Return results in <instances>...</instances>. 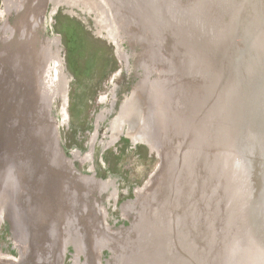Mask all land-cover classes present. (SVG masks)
Here are the masks:
<instances>
[{
    "label": "bare ground",
    "instance_id": "6f19581e",
    "mask_svg": "<svg viewBox=\"0 0 264 264\" xmlns=\"http://www.w3.org/2000/svg\"><path fill=\"white\" fill-rule=\"evenodd\" d=\"M114 1L122 15L138 25L135 31L148 35L145 36L147 49L151 45L149 39H153L161 47V53L157 67L142 69L130 97L120 100L117 119L110 124V137L123 132L133 142L141 140L153 150H158L161 142L165 147V153L161 149V176L158 177L159 167L157 175L154 173L136 192L133 207L128 206L132 211L126 214L134 215L131 227L121 235V258H117V264H232L231 259L264 264V220L260 215L264 211V171L258 167L259 163L264 164L261 0H248L252 3L249 8L245 4L238 8L229 0H186L183 6L182 0H172L173 4L170 0ZM23 2L5 0L10 13L3 18L5 23L0 28L6 33L0 34V178L7 197L1 202L0 211L9 215L17 237L24 227L26 235L32 232L38 240L36 237L44 231L47 219L53 229L66 227L67 239L88 255L95 240L91 238L90 228L85 229L87 222L79 217L85 209H77L71 215L63 210L59 215L56 211L57 223L56 218L49 219L42 209L46 191L57 188L59 194L67 192L68 197L76 182L88 184L92 178L80 175L62 157L54 121L48 117L52 101L58 95L64 105L68 82L57 39L47 38L43 43L39 33H31L26 39L23 34L15 35L14 28L8 25L10 15ZM52 3L93 11L97 32L102 34L105 30V37L116 44L119 57L127 59L119 47L122 41L130 45L123 30L126 24L121 27L113 18V4L107 0H52ZM175 3L182 6V14L174 11L180 8ZM106 4L112 14L105 9ZM232 5L231 26L216 33V27L210 23V11H216L217 19L224 25L231 18ZM198 9L206 16L197 17ZM13 20L17 24L16 18ZM195 21L198 25H193ZM126 23L130 24L128 20ZM255 26H259L258 34L254 33ZM258 36L260 39L252 47L250 42ZM162 60L173 71L177 87L174 98L182 100V108L170 105L169 96L162 93L160 79L150 77L155 73L161 75V70L166 68ZM247 62L254 67V72L251 69L247 74L249 79L244 78ZM250 108L260 117L258 126L248 116ZM189 111L201 116L200 121L194 118L198 125L186 117L185 113L191 115ZM246 130L251 133L250 140L261 146L252 150L253 155L248 153L251 147L245 138ZM58 165L64 169L65 191L59 190ZM150 182L152 190L148 188ZM17 184L22 191L21 205L16 200ZM89 189L90 200L86 205L93 207L94 217L89 218L93 217L91 229L95 230L102 220L95 210L98 203L94 202V191L91 186ZM23 200H26L24 205ZM26 214L33 222L30 231ZM67 217L76 223L66 225ZM80 235L85 237V242Z\"/></svg>",
    "mask_w": 264,
    "mask_h": 264
},
{
    "label": "rangeland",
    "instance_id": "374dc122",
    "mask_svg": "<svg viewBox=\"0 0 264 264\" xmlns=\"http://www.w3.org/2000/svg\"><path fill=\"white\" fill-rule=\"evenodd\" d=\"M107 1L112 3L113 10H116H114L113 17L115 19L117 17L115 12L119 15L116 19L117 24L121 27L124 22L126 24V28L123 30L130 45L126 41L119 44L120 49L127 56L126 60L119 57L116 44L105 37V30L102 31V34L97 32L98 26L95 23L93 11L88 12L77 6L71 7L66 3L54 6L50 0H40L39 3L41 17L39 40L45 43L47 38L49 40L57 39L62 70L68 79L64 105L61 96L58 95L59 97L57 96L52 101L48 117L54 121V131H56L57 143L62 157L69 160L74 167L73 169L79 171L80 175L91 176L92 181L88 183V187L98 184V191H95L93 196L94 202L97 201L98 203V208L95 210L99 212L98 217L102 220L101 226H95V230L91 229L93 217L84 224L85 229L90 228L91 238L95 242L90 244L91 250L87 255L86 251L84 252L82 248L79 250L72 241L67 239L69 235L66 233V227L61 225L62 230L59 228L60 226L53 229L52 224L49 225L46 218L44 223L47 225L44 226V231L36 237L38 240L34 239L32 232L27 233V236L24 227H21V236L17 237L13 231L14 225L11 223L9 215L0 211V214L3 215L2 218L0 217V264H117V258L121 253V235L124 233L123 231L131 227V220L134 215L125 214L122 207H133L131 204L136 199V190L143 188L152 179V175L156 171L158 173V168L162 166L160 152L163 153L165 149L162 142L159 144L158 150H153L144 142L132 143L131 139L123 132L114 141L110 138V123L116 116L120 100L130 97L134 84L138 82V77L142 74V69L145 70L149 66L157 67L159 64L157 58L158 53H161V47L153 39H149L151 45L147 49L145 36L148 35L135 31L138 25L134 20L122 15L114 0ZM170 1L173 4L172 0ZM185 2L186 0H182L183 4L181 3V5H185ZM229 2L232 4L234 2L238 8H242L244 4L247 8L252 6L248 0H229ZM29 4L30 2H28ZM181 5L175 3V6H180L179 9H174L178 14L181 11ZM261 5L264 6V0H261ZM231 10V18L224 25H222L221 19H217V12L210 11L212 12L210 23L212 27H216V33L219 32L218 29H227V26H231L233 5ZM3 12H5L3 0H0V25H2L4 18ZM195 14L199 18L206 16L202 9L196 10ZM225 17L226 15H224ZM127 20L132 27L126 23ZM246 23L250 26L247 18ZM193 25H198V23L195 21ZM258 31L259 26L254 33L258 34ZM223 33L225 34V32ZM251 39L254 41L253 37ZM259 39L258 36L256 41L250 42L251 46H255ZM54 49L56 50L55 45ZM233 57L236 58L237 55ZM162 62L167 66L161 70L163 68L161 65V75L155 73L150 77L160 79L159 85L162 93H165L164 96H169L170 105L172 104L173 107L178 105L182 108V100L174 98L177 87L171 73L173 71L170 70L168 62L165 60ZM253 62L255 63V61ZM248 67L250 66L247 62L244 78L248 77L247 74L250 73L251 69L254 72L253 66ZM253 102H257L256 98H253ZM189 112L191 115L185 113L186 117L194 120L193 123L198 125L196 120H202V118L200 119L201 116ZM248 116L258 126L260 117L258 114L255 115L251 108L248 111ZM216 122H218L217 118ZM252 131L254 132V130ZM248 134L251 133L246 130L245 138L247 137L251 147L248 153L253 155L252 150H257L255 149L257 147L261 149V146L259 142L257 145L254 139L250 140ZM254 145L256 146L254 147ZM258 167L264 171L263 163H259ZM161 169L162 167L158 177L161 176ZM258 173L260 174L261 171L259 170ZM244 179L245 181L247 179L245 175ZM102 182H106V186L101 190L100 184ZM218 182L216 180V184ZM152 184L148 186L150 190L153 189ZM17 187L18 184L16 186V200L18 205H21L20 195L22 196V191L20 192ZM148 188L147 192L150 191ZM5 197L6 192L1 177L0 208ZM44 198L42 209H45V215L49 219H55L54 214L57 209L62 211L66 204L64 195L59 194L58 189L55 188V191H46ZM204 201L206 202V200ZM23 202L24 205L26 200ZM129 207L124 211L131 212ZM28 209L32 208L29 207ZM89 211L94 216L93 209ZM260 215L264 220V211ZM25 220L28 231H30L33 224L28 214H26ZM81 220L85 221V219ZM72 222H74L73 219L66 221V225H71ZM215 234L217 235L216 230ZM80 236L82 242H85V237ZM237 262V264H245L241 260Z\"/></svg>",
    "mask_w": 264,
    "mask_h": 264
},
{
    "label": "flooded vegetation",
    "instance_id": "af4514ba",
    "mask_svg": "<svg viewBox=\"0 0 264 264\" xmlns=\"http://www.w3.org/2000/svg\"><path fill=\"white\" fill-rule=\"evenodd\" d=\"M9 1V0H8ZM11 1H13V0H11ZM51 2H52V0H50ZM28 2H30V4L28 5ZM39 3H40V0H24V2L22 3V6L19 8V10H17V11H14L11 15H10V20L8 21V25H9V27H10V29H11V27L12 28H14V34L15 35H19V34H23V36L26 38V39H28V36H30L31 35V33H35V34H38L39 32H40V22H41V17H40V5H39ZM112 4V3H111ZM104 5V4H103ZM106 5H108V4H106ZM109 6V5H108ZM108 6H104L105 7V9L106 10H110L109 9V7ZM8 6L7 5H5V0H3V8H4V11L5 12H3V14H4V17L5 18H7V14H9L10 13V11H7L6 10V8H7ZM110 13L112 14V11L110 10ZM115 14L117 15V17H116V19L118 18V13H116L115 12ZM14 18H16V21H17V24H16V22L13 20ZM18 18V19H17ZM114 18V17H113ZM3 25H4V21L2 22V25H0V28L1 29H3ZM21 32H23V33H21ZM0 34H6V33H4V31L2 32L1 30H0ZM118 114H116V116H117ZM114 117L112 120H111V122L113 121V120H116L117 119V117ZM111 124V123H110ZM127 126H128V124H127ZM120 134V133H119ZM118 134V135H119ZM117 134L115 135V136H113V137H110L113 141L117 138V136H118ZM127 137H129L130 139H131V141H132V137L130 136V135H127V134H125ZM136 142H143V141H141V140H138V141H135V142H133L132 141V143H136ZM145 143V142H144ZM146 144V143H145ZM149 146V145H148ZM60 166L58 165V168H59ZM68 168V167H67ZM60 169V168H59ZM61 171L59 172V173H61L60 174V176L58 177V179H57V181L59 182V190L60 191H62V190H66L67 189V184H66V182L62 179V177H63V174H64V169H60ZM75 171H77V170H75ZM78 179V178H77ZM96 180V179H95ZM60 182L62 183V185L60 184ZM105 183L106 182H102V184H100V186H101V190L103 189V188H105ZM43 185V183H41V186ZM64 185H66L65 186V188L63 187ZM97 185L98 184H95V185H93L92 186V190L95 192V191H98V187H97ZM139 190H141V189H139L138 188V190H136V192L137 191H139ZM73 192V193H72ZM72 192H70V196H66V194H67V192L65 193H63V195H64V198L66 199V204H65V206L62 208L63 209V211H65L66 213H70V215L74 212V213H76V211H77V209H85L84 211H81L80 212V215H79V217L81 218V219H85V221L87 222V220L89 219V217L91 216V214H90V211H89V209H93V207H92V205H91V208H88V206L86 205V203H88V201H89V192H90V189H89V187H88V184L86 183V182H84L83 184H81V183H75L74 184V188H73V191ZM100 193V192H99ZM69 203V209H66V205ZM123 210V212H124V209H122ZM57 211H58V214L60 215V213H61V209H57ZM125 214L127 213V212H124ZM82 214V215H81ZM59 215H57L55 218H56V223L58 222V220H59ZM69 215V214H68ZM94 217V216H93ZM68 221H70L71 220V218L70 217H68V219H67ZM92 220H93V218H92ZM91 220V221H92ZM73 223V222H72ZM74 223H76V221H74ZM32 224H33V222H32Z\"/></svg>",
    "mask_w": 264,
    "mask_h": 264
},
{
    "label": "water",
    "instance_id": "95a60500",
    "mask_svg": "<svg viewBox=\"0 0 264 264\" xmlns=\"http://www.w3.org/2000/svg\"><path fill=\"white\" fill-rule=\"evenodd\" d=\"M164 153H165V150H164ZM160 155L162 156V153H160ZM175 170H176V169H175ZM161 171H162V169H161ZM3 192H4V191H3ZM231 261H232V264H234V263L237 264V263H238V262H237L238 260H235V259H231Z\"/></svg>",
    "mask_w": 264,
    "mask_h": 264
}]
</instances>
